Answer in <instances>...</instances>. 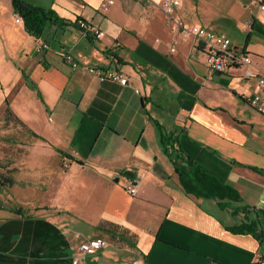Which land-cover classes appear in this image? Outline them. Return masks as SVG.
I'll return each mask as SVG.
<instances>
[{
	"label": "crops",
	"instance_id": "crops-1",
	"mask_svg": "<svg viewBox=\"0 0 264 264\" xmlns=\"http://www.w3.org/2000/svg\"><path fill=\"white\" fill-rule=\"evenodd\" d=\"M23 1L66 24L35 39L0 0V123L13 130L0 160V264H264V110L249 103L258 91L245 68L210 71L181 39L168 54L178 36L161 0H113L106 12L104 0ZM248 2L181 0L177 13L262 70L264 11ZM78 18L105 37L79 30ZM66 54L120 71L127 85L71 70ZM155 123L240 201L186 195ZM251 221L261 239L232 231ZM91 238L107 246L80 254Z\"/></svg>",
	"mask_w": 264,
	"mask_h": 264
},
{
	"label": "built area",
	"instance_id": "built-area-1",
	"mask_svg": "<svg viewBox=\"0 0 264 264\" xmlns=\"http://www.w3.org/2000/svg\"><path fill=\"white\" fill-rule=\"evenodd\" d=\"M114 4L113 0H104L101 3L100 11L106 12ZM181 5V0H161L160 9L165 16L166 22L170 25L171 31L177 34V38H172L171 42L166 45L167 53L176 52L179 40L190 43L191 46L200 49L205 56V67L213 72L228 74L234 68H245V77L252 78L255 81V89L258 91L253 94L249 103L257 111L264 110V69L258 70L251 68L250 57L238 50L230 48L231 41L222 33L207 30L205 27L186 25L182 17L177 13ZM249 7H255L264 11V4L260 0H249ZM15 23H20L21 19L18 14H14ZM76 26L81 31H90L95 38L102 39L105 34L95 28H92L85 21L76 20ZM158 42V39H156ZM48 50L46 44L40 46ZM64 64H67L71 70L81 71L85 74L92 75L100 82L109 81L122 86L127 85V79L120 71L103 69L94 66H79L70 54L62 57ZM129 194H135V188L128 189ZM107 243L101 238H91L83 241L78 248L80 254L93 253L99 249L105 248ZM72 264H78V259H73Z\"/></svg>",
	"mask_w": 264,
	"mask_h": 264
},
{
	"label": "trees",
	"instance_id": "trees-1",
	"mask_svg": "<svg viewBox=\"0 0 264 264\" xmlns=\"http://www.w3.org/2000/svg\"><path fill=\"white\" fill-rule=\"evenodd\" d=\"M11 2L15 13L23 20L25 30L35 39L40 37L45 24H66L52 10L34 6L23 0H11ZM155 127L162 151L173 166L181 189L186 195L195 199L214 200L218 204L224 201L233 203L240 201L238 193L232 186L205 174L201 165L188 157L179 144V134L176 131L166 132L156 123ZM63 156L68 158L66 155ZM232 231L241 234L248 233L257 239H261L262 237V231L259 229L258 224L252 221L240 224Z\"/></svg>",
	"mask_w": 264,
	"mask_h": 264
},
{
	"label": "rangeland",
	"instance_id": "rangeland-1",
	"mask_svg": "<svg viewBox=\"0 0 264 264\" xmlns=\"http://www.w3.org/2000/svg\"><path fill=\"white\" fill-rule=\"evenodd\" d=\"M12 135V127L4 121L0 123V158H2L0 160L3 163L9 160L10 140L12 139Z\"/></svg>",
	"mask_w": 264,
	"mask_h": 264
}]
</instances>
